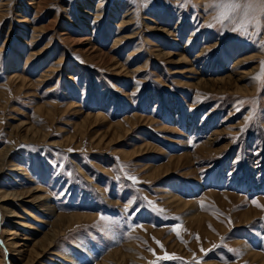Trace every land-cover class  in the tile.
Returning <instances> with one entry per match:
<instances>
[{"label": "rangeland", "instance_id": "rangeland-1", "mask_svg": "<svg viewBox=\"0 0 264 264\" xmlns=\"http://www.w3.org/2000/svg\"><path fill=\"white\" fill-rule=\"evenodd\" d=\"M209 3L0 0V264H264V28Z\"/></svg>", "mask_w": 264, "mask_h": 264}, {"label": "snow or ice", "instance_id": "snow-or-ice-1", "mask_svg": "<svg viewBox=\"0 0 264 264\" xmlns=\"http://www.w3.org/2000/svg\"><path fill=\"white\" fill-rule=\"evenodd\" d=\"M208 8L216 12L214 19L223 24L225 21H231L236 26L232 28V31H241L243 29L247 32V26L252 25L257 31L255 35L259 36L261 34L260 30L264 28V0H210L207 5ZM262 71L257 76L252 77L253 80H264V61L261 62ZM243 103V101H242ZM249 120L252 119L251 116L248 117ZM71 151V149L69 150ZM131 180L135 181V177H129ZM258 207H264L259 205L256 201H253ZM203 207V204L201 205ZM160 211H163L162 209ZM103 220L104 217H101ZM180 225H176L172 231H175L177 236H180ZM159 244L160 242L157 241ZM163 247V245H160ZM213 247H216L215 245ZM158 259H179L173 255H165L163 257H158Z\"/></svg>", "mask_w": 264, "mask_h": 264}, {"label": "bare ground", "instance_id": "bare-ground-1", "mask_svg": "<svg viewBox=\"0 0 264 264\" xmlns=\"http://www.w3.org/2000/svg\"><path fill=\"white\" fill-rule=\"evenodd\" d=\"M7 149H8V147H5L0 153H1V157H0V170H1V168H3L2 166H3V161H4V155L5 154H7ZM0 198H4V199H2L1 201H6V200H8V199H6L7 197H14V196H18L19 197V195H16L15 193H12V192H2V191H0ZM37 198V197H36ZM12 199V198H11ZM38 200L39 199H41L42 200V197L40 198V197H38L37 198ZM42 204V203H41ZM32 214L30 213V216H31ZM82 217V216H81ZM70 220V219H69ZM65 221H66V219H65ZM53 238L55 237V235H53L52 236ZM53 241H52V238H51V240H49L48 241V243L49 244H51ZM121 257V256H120Z\"/></svg>", "mask_w": 264, "mask_h": 264}]
</instances>
